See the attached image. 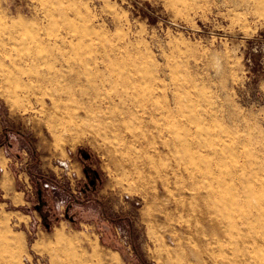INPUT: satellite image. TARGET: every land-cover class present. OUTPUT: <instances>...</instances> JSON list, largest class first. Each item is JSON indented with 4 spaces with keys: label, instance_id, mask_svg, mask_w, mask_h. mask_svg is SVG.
I'll return each mask as SVG.
<instances>
[{
    "label": "rangeland",
    "instance_id": "1",
    "mask_svg": "<svg viewBox=\"0 0 264 264\" xmlns=\"http://www.w3.org/2000/svg\"><path fill=\"white\" fill-rule=\"evenodd\" d=\"M71 70L127 100L112 124L77 117L96 98ZM234 172L264 180V0H0V264H264V213L230 197ZM159 226L189 243L167 256Z\"/></svg>",
    "mask_w": 264,
    "mask_h": 264
},
{
    "label": "bare ground",
    "instance_id": "2",
    "mask_svg": "<svg viewBox=\"0 0 264 264\" xmlns=\"http://www.w3.org/2000/svg\"><path fill=\"white\" fill-rule=\"evenodd\" d=\"M58 45V43H54V46L56 47ZM73 63V59L71 56H67V55H62L60 57V59H58L55 63L54 66L51 70H48L46 72V74L51 75L54 73V75L52 77H49L48 79H52L54 77H56V74L58 73V71L63 70L65 65H72ZM101 68V66L97 65V69L99 70ZM105 69H111L112 70V66L111 64H107L105 65ZM73 70V69H72ZM71 70V73L68 76V82H69V87L72 88H76L78 93H80L83 101L87 102L90 100V98L95 95L94 97L96 98V105H95V109L94 111H90L85 109V107H80L77 111H76V115L78 118H88V119H93L95 121H98L101 124H112L113 121L111 119V117L108 116V108L109 106L112 104L116 107L122 106L125 107L127 104V100L126 99H122V98H112L111 101L106 100V98L104 97H100L99 96V90L98 87L94 85V80L93 79H97L100 82H103V78H101L100 72L98 71V73L95 75V78H90L89 76H82V74H80L79 72L75 71L73 72ZM118 74L121 75L122 74V70H118ZM43 77L41 79V81H44ZM124 87L129 88V84L128 83H122ZM104 85V84H102ZM134 88H136V86H133ZM59 91H65V87L63 86H58L56 88ZM87 99V100H86ZM45 99L42 100V102L44 103ZM50 103L55 106L57 105V99H55L54 97H50L49 98ZM120 118L117 120V122H119V124H123V121H121ZM58 137L59 136H63L64 134H66L68 137L72 136L71 133H69V130L66 128H62L61 132L57 133ZM56 139V138H55ZM182 148H184L185 150L187 149V146H183ZM155 151L158 153H164L167 152L169 153L170 150V145L166 142H162L160 143V145H157L155 148ZM233 179L236 181V188H229V195L230 197H238L239 196V192H244L245 195L248 198V202L247 205L250 208H255L257 210V212L259 213H264V180L263 179H246L244 178V176L242 174H239L237 172H234L231 176ZM231 179V178H230ZM218 183H221L220 181ZM159 186H155L153 188V192L154 194L157 196L158 192H159ZM203 199L204 197L201 196ZM167 208H170V206H166ZM228 207H229V211L232 213V211L236 208V205L234 204V202H229L228 203ZM177 210V206H175L174 211ZM211 212H213L212 210H208V214H211ZM214 214L217 216L216 220L214 222L217 221H223L224 216L222 214H217L214 211ZM232 224V222H230ZM159 228L161 229V234L158 236V240L159 243L161 245V248L163 250L166 251L167 256H169L171 254V251L176 250L181 248V244L182 242H187L189 243V241L187 239H183L180 235H178L179 233H183L186 232V227L184 224L178 225L177 226V230H178V234L175 233V231L171 232V233H166L164 231V229L162 228V226H159ZM228 235V233L226 234ZM225 233L219 232L216 234V236L214 237L215 239V243L217 244L215 247H213L214 250H212L208 255L209 257L214 260L215 258V252L216 251H220L221 250V244L220 242L222 241V239L226 236ZM229 236V235H228ZM55 239L56 242L58 243V245L61 246H65L67 248H70V250L73 251V253L79 258V260H85L88 257V254L86 251L80 249L78 242L74 239H70L65 237L62 233H57L55 235ZM90 247L92 249V253L93 255H98V246L92 242H90ZM2 247H4L1 244ZM174 249H172V247ZM67 251V249H66ZM182 256H181V264H195V259H196V255L194 253L192 254H188L185 253L184 251H182ZM8 253V259H5V263L7 264H15V259H16V252L13 249H8L7 250ZM0 262L4 261V257H2L0 255ZM49 258V257H48Z\"/></svg>",
    "mask_w": 264,
    "mask_h": 264
}]
</instances>
